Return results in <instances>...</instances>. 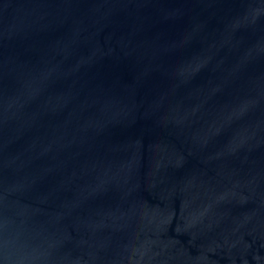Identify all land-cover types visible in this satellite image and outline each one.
Listing matches in <instances>:
<instances>
[{
  "label": "water",
  "instance_id": "water-1",
  "mask_svg": "<svg viewBox=\"0 0 264 264\" xmlns=\"http://www.w3.org/2000/svg\"><path fill=\"white\" fill-rule=\"evenodd\" d=\"M0 264H264V0H0Z\"/></svg>",
  "mask_w": 264,
  "mask_h": 264
}]
</instances>
